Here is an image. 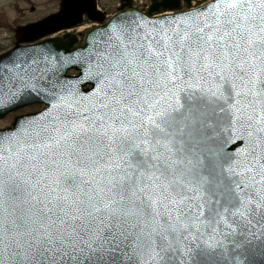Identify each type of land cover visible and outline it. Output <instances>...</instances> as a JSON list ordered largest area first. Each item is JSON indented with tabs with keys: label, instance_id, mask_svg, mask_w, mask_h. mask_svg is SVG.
Segmentation results:
<instances>
[{
	"label": "snow or ice",
	"instance_id": "1",
	"mask_svg": "<svg viewBox=\"0 0 264 264\" xmlns=\"http://www.w3.org/2000/svg\"><path fill=\"white\" fill-rule=\"evenodd\" d=\"M96 58L91 97L0 65L48 97L0 134V264H264V0L114 27Z\"/></svg>",
	"mask_w": 264,
	"mask_h": 264
},
{
	"label": "water",
	"instance_id": "2",
	"mask_svg": "<svg viewBox=\"0 0 264 264\" xmlns=\"http://www.w3.org/2000/svg\"><path fill=\"white\" fill-rule=\"evenodd\" d=\"M185 1L188 4L191 2V0ZM122 2V7L132 6V0H122ZM180 4L181 0H152L148 14H143L134 9L124 10L112 17L106 25L97 27L89 32L85 44L76 48L73 47L77 41V37L74 34H67L64 38H52L28 47H18L17 45L11 52L0 56V65L12 68L14 64L22 63L25 60L30 61L31 59L47 57L48 60L45 61V64L51 61L55 65L54 71L49 75L58 78L61 84L71 86L72 91L79 96L91 97L99 86L94 77L98 62L96 53L102 47L106 35L114 27L119 29L126 27L129 23L133 25L139 24L147 31H151L153 28L170 27L178 22L181 17H187L200 9L206 8L204 6L196 10L159 18L150 17L154 12H158L161 9L179 8ZM84 14L91 20L100 22L105 20V16L96 9V0H62L59 12L49 15L39 22L17 28V44L19 41H35L61 29L74 27L83 22ZM72 67L77 70L80 69V75L67 76L66 72ZM88 84H92V87L84 88ZM39 88L48 90L44 84H38L37 89ZM46 99H48L46 96L37 99L28 89H24L22 86L13 83L12 74L6 72L5 79L0 81V119L5 117L9 112L27 105L35 103L46 104L43 102ZM41 111L16 117L13 127L0 129V134L10 135L11 132L8 130L13 132L18 131L26 128L34 121H40L42 119L39 115ZM243 146V143L239 139H236L230 141L227 148L228 150L235 149L238 151Z\"/></svg>",
	"mask_w": 264,
	"mask_h": 264
},
{
	"label": "rangeland",
	"instance_id": "3",
	"mask_svg": "<svg viewBox=\"0 0 264 264\" xmlns=\"http://www.w3.org/2000/svg\"><path fill=\"white\" fill-rule=\"evenodd\" d=\"M150 0H134V5L143 7L149 4ZM120 0H98L101 10L113 14ZM60 0H0V50L10 45L13 41V28L18 24H26L36 21L48 14L59 10ZM183 6L182 8H186ZM91 22L85 21L83 27L88 28ZM77 32L78 30H74ZM40 106H30L17 112L11 113L0 120V127L11 126L15 116L18 114L32 112L40 109Z\"/></svg>",
	"mask_w": 264,
	"mask_h": 264
},
{
	"label": "bare ground",
	"instance_id": "4",
	"mask_svg": "<svg viewBox=\"0 0 264 264\" xmlns=\"http://www.w3.org/2000/svg\"><path fill=\"white\" fill-rule=\"evenodd\" d=\"M170 12H171V11H166V12H163L161 15H165V14H168V13H170ZM89 27H90V25H89ZM86 29H87V28L83 27L82 25L78 27V30H79L80 32H85Z\"/></svg>",
	"mask_w": 264,
	"mask_h": 264
},
{
	"label": "flooded vegetation",
	"instance_id": "5",
	"mask_svg": "<svg viewBox=\"0 0 264 264\" xmlns=\"http://www.w3.org/2000/svg\"><path fill=\"white\" fill-rule=\"evenodd\" d=\"M12 42H13V41H12ZM11 45H12V43H11L10 45H8L7 47L9 48ZM7 47H5V48L7 49ZM5 48L2 49V51L5 50Z\"/></svg>",
	"mask_w": 264,
	"mask_h": 264
}]
</instances>
